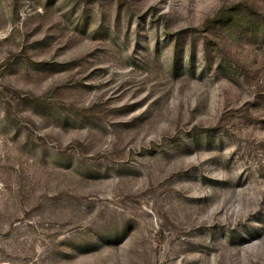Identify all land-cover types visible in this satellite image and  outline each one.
Segmentation results:
<instances>
[{"label":"rangeland","instance_id":"rangeland-1","mask_svg":"<svg viewBox=\"0 0 264 264\" xmlns=\"http://www.w3.org/2000/svg\"><path fill=\"white\" fill-rule=\"evenodd\" d=\"M0 264H264V0H0Z\"/></svg>","mask_w":264,"mask_h":264}]
</instances>
